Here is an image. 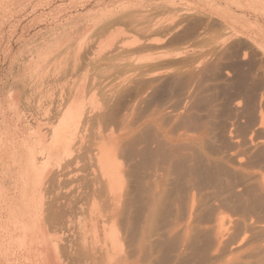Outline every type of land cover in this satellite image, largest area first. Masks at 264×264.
<instances>
[{"label": "bare ground", "instance_id": "bare-ground-1", "mask_svg": "<svg viewBox=\"0 0 264 264\" xmlns=\"http://www.w3.org/2000/svg\"><path fill=\"white\" fill-rule=\"evenodd\" d=\"M56 1L66 0H0V264H264V77L244 69L251 43L235 45L227 27L229 43L198 62L145 55L132 64L136 79L89 108L94 83L57 87L59 70L122 68L118 28L101 49L94 38L124 21L146 37L156 23L137 13L153 5L129 1L80 27L55 22L51 32H62L47 38L41 10ZM244 6L264 12V0ZM95 125L119 130L99 131V142ZM64 177L75 189H56Z\"/></svg>", "mask_w": 264, "mask_h": 264}, {"label": "rangeland", "instance_id": "rangeland-1", "mask_svg": "<svg viewBox=\"0 0 264 264\" xmlns=\"http://www.w3.org/2000/svg\"><path fill=\"white\" fill-rule=\"evenodd\" d=\"M73 1H75L76 2L75 4L79 5V7L73 8L71 10L72 12L70 10H68V12L67 11L57 12L55 10L58 5L74 3ZM79 1L80 0H66L64 2L56 1L51 5V7L47 6L45 9L41 10L45 12V15H47L44 18L48 19V20L46 19L47 20L46 24L41 27L42 31L44 30L43 35L47 38L48 37L51 38L52 36L55 35V32H62V30L51 32L50 28L55 25L54 24L55 22L64 23L66 21L65 19L70 18L68 21H74L72 24L68 23L70 26L75 24L76 26L79 25L80 27L89 18V15L91 16L92 13H93L92 15H94L95 13H99L102 11H108L112 8L116 9L120 7L121 5L123 6L124 4H127L129 1L139 3L142 0H102L104 1V3L98 6H93V5L96 1H99V0H92V4L87 7L80 6L81 1L80 2ZM149 2L152 3L153 6L148 7L147 8L148 10L141 14L137 13V15L143 14L146 17L145 19L150 21L151 23L153 22L156 23L155 27L157 29L154 28V30L148 33L146 37L144 36L143 30H141L140 27L138 28L135 27L134 23L128 25L129 23L124 21L116 25L114 28H112L113 30L111 29L110 31H107L106 33H102L96 36L95 37L96 40L94 38V42H95L94 47L97 50L101 49L102 47L106 46V41L108 40L110 35L117 33L116 28H118V32H120L119 39L122 40V43L128 44L121 51V56L123 59L120 56L121 58L120 62L121 63L123 62L121 64V66L123 65L122 68H120V66H119L120 69L116 66L114 68V66H112L108 62L99 61L94 65L93 64L87 65V66L80 65L78 67H75L73 70L69 71L68 73L60 72L62 70L60 69L59 70L60 74H58L59 76L57 75L58 84H59L57 85V87H61L64 84L69 85V83H71L73 79L74 80L88 79L90 86L93 83L94 85L89 87L91 90L89 89L86 94L87 95L86 101H88L87 107L94 108V106L96 107L102 104L103 94L105 93V91H107L110 88V86L111 87L115 86L119 82H123L127 84L126 80L130 82V80L136 79L138 70L134 69L132 64H134V62L136 63L137 61H140V59L145 57V55L149 56L151 54V55L157 56L156 54H159V53H168L169 55L167 57L169 58L167 60L179 61L183 59H188L187 62H193V61L198 62V60H202L205 56L210 57L209 56L210 54L208 53L210 49L212 48V46L221 47L222 45H227V43H229L228 40L226 41V44L224 43L225 38L227 36L230 37L229 35L230 33L228 32L227 27H230L231 29H235L236 33H238L237 35L239 37L234 36L230 38L232 40L233 39L235 40V41L233 40L235 45L238 44L239 46V44H241L242 42L244 43L247 42V44L243 43L242 44L243 46L249 45L251 43V45H249V47L251 46L249 48V50L251 49L248 55L249 57L247 56L248 60L245 59L244 61V62H247V65L244 66V69L246 68L245 69L246 71L249 69L248 73L250 74L252 73V75H258L259 77L261 76L264 77L263 75L264 74V60H263L264 58V12L257 13L256 15V12L254 11L255 13L254 14L251 8L244 6L247 3V0H228V1L227 0H149ZM70 14H71L72 19L71 17H69ZM259 14L261 16H259ZM34 15L35 14H31L30 15L31 17L30 16L26 17L25 20L21 23V25L29 22L32 19V17H34ZM190 24L199 25L200 27L199 31L200 32L202 31L199 36L195 35V36L183 37L181 39L174 38L177 34L184 32L186 27ZM32 27L30 28L28 38H31L32 35H34L39 30L38 26H32ZM178 28H180V30ZM230 28H229V31H231ZM224 32L225 33L228 32L227 35ZM208 36L210 37V39L211 37L213 38V36L214 37L216 36L217 38L220 39L219 43L217 42L219 39L217 40L216 37L213 38L215 39L214 41L215 43H212L211 41H213V39L210 40ZM220 37L222 38V40ZM228 37L226 39H229ZM16 38L17 37H15V39ZM152 41H155V43L153 44ZM137 42L138 43L140 42L139 45H137L138 44ZM222 42L223 44H221ZM253 43H255V46H253ZM212 44H215V45H212ZM19 45L20 44H17V48L19 47ZM205 46L206 48H204ZM203 48L206 50L202 51ZM161 49H163V51ZM65 56L66 54L59 57L57 60V63L58 61L66 62V58H64ZM239 58L241 59L242 57H239ZM70 60L71 59H69V61ZM63 62L61 63L64 64ZM250 63H255L257 67L252 68ZM177 65L180 66L182 65V63H178L174 65L173 67L176 68ZM7 70H8L7 65L0 67V81L1 79H3L2 77L7 72ZM134 74L136 75L134 76ZM222 74H223L222 76H225V71ZM109 83L110 85H108ZM5 93L7 94V88L6 89L0 88V101L4 100L3 98L6 96ZM104 127L105 125L104 126L102 125L101 127H98L97 125H95L93 130L90 132L92 133L91 137H93L96 134L93 139L100 142L99 138L98 140L96 139L98 137L97 135H99L98 134L99 131H102V134L104 133L106 136L110 133L111 128L115 130L116 133H118V130H119V127L115 125L108 126L110 129L107 127L106 129ZM47 136H49V138L51 137L50 132ZM70 181H73V183ZM58 182L59 183L56 189H75L78 183L76 178L72 179L71 177H64ZM83 216L84 215L79 214V217L83 218Z\"/></svg>", "mask_w": 264, "mask_h": 264}]
</instances>
